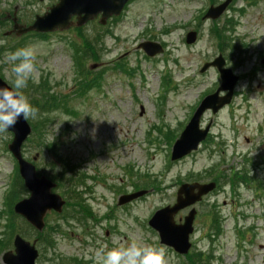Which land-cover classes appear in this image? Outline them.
Returning <instances> with one entry per match:
<instances>
[{
  "label": "rangeland",
  "instance_id": "374dc122",
  "mask_svg": "<svg viewBox=\"0 0 264 264\" xmlns=\"http://www.w3.org/2000/svg\"><path fill=\"white\" fill-rule=\"evenodd\" d=\"M224 1L212 0L215 6ZM15 7L19 32L21 22L40 14L44 5L38 0L0 3V9ZM208 7L207 0H134L105 25L92 21L43 39H10L5 34L12 21H0V73L7 82L13 66L8 54L21 45L36 50L37 71L23 91L39 111L27 120L32 136L21 155L60 185L57 194L68 197L72 191L71 220L88 217L86 230L77 221L67 228L62 217L48 215V229L39 235L14 216L8 233L2 210L14 166L7 150L12 134H0V264L2 252L12 250L14 233L37 240L42 258L36 264H96L100 248L133 240L163 247L168 264H264V164L250 166L264 161V0H233L217 20L201 19ZM192 31L198 38L187 46L184 38ZM144 41L161 45L164 53L147 58L138 47ZM218 55L239 77L232 102L214 116H203L202 127L212 121L207 142L167 162L191 110L219 86L215 69L199 72ZM60 104L64 110L57 109ZM62 165L67 173H61ZM212 179L220 185L196 206L189 254L179 256L160 245L148 226L153 213L174 203L177 184ZM141 190L147 195L115 205L119 196ZM27 196L19 181L7 203ZM81 203L90 206L87 214Z\"/></svg>",
  "mask_w": 264,
  "mask_h": 264
},
{
  "label": "water",
  "instance_id": "95a60500",
  "mask_svg": "<svg viewBox=\"0 0 264 264\" xmlns=\"http://www.w3.org/2000/svg\"><path fill=\"white\" fill-rule=\"evenodd\" d=\"M128 0H60L59 3L50 9V11L43 17L37 18L34 24L25 30H22L18 35H22L29 31L50 32L55 30H66L72 26L70 21L72 17H76V26L81 27L88 21L101 15L100 23L105 24V21L111 16H118L123 6ZM231 0H227L222 5L212 8L208 11L206 18L217 19L225 11ZM196 40L195 33H189L186 37L187 44H193ZM139 48L144 51L148 57H154L162 52L159 45L144 42L139 45ZM264 64V61H262ZM224 61L221 56L215 59L212 63L204 65L201 72H204L209 67H216L220 73L222 85L216 93L207 96L198 109L196 110L191 121L181 134L172 149L171 160H179L186 155L196 150L198 144L203 141L207 135L210 124L205 130H199V121L206 110H211L216 114L219 109L230 102L232 91L238 78L233 76L231 70H223ZM96 66H93L95 68ZM0 87L6 85L0 80ZM221 91H228L225 97H219ZM14 135L12 143L8 146V150L14 155L20 164V173L25 181V186L31 191L28 199L21 201L15 206V212L20 214L27 223L34 227L38 232L44 228L43 218L45 214L53 210L57 213L62 211L64 201L60 196L51 194L50 189L54 187L52 183L46 181L44 178L36 179L34 175V168L24 163L20 156V148L23 142L30 134V127L27 125L22 116L17 119L14 126L10 127ZM39 182L40 186H45L41 191L33 188V183ZM214 189V184H184L178 192L176 202L173 206H168L157 211L149 225L154 229L160 238L161 244L169 246L175 252L181 255L187 254L190 244L188 242L189 235L192 233V224L194 221L195 211L191 210L184 218V223L176 225L174 222L175 215L182 209L194 205L200 201L201 196L206 195ZM144 192L134 193L128 196H123L119 199L118 204L124 205L141 196ZM15 254L6 253L3 256L4 264H34L37 258V251L34 249V244L24 242L18 236L14 240Z\"/></svg>",
  "mask_w": 264,
  "mask_h": 264
},
{
  "label": "clouds",
  "instance_id": "9594fccd",
  "mask_svg": "<svg viewBox=\"0 0 264 264\" xmlns=\"http://www.w3.org/2000/svg\"><path fill=\"white\" fill-rule=\"evenodd\" d=\"M7 59L13 65L12 86L0 87V134L14 126L20 116L24 120L36 119L39 111L23 91L37 71L36 50L32 46L22 47L9 53ZM95 256L96 264H168L163 247L140 244L135 240L111 249L105 246L97 250Z\"/></svg>",
  "mask_w": 264,
  "mask_h": 264
},
{
  "label": "flooded vegetation",
  "instance_id": "af4514ba",
  "mask_svg": "<svg viewBox=\"0 0 264 264\" xmlns=\"http://www.w3.org/2000/svg\"><path fill=\"white\" fill-rule=\"evenodd\" d=\"M5 0H0V3H3ZM41 3H43V5H44V8L42 9V11L41 12H39L40 14L38 15L37 13H35V14H33L32 16H30L29 18H28V20H27V22H21L22 23V26H28V25H31L32 24V22H33V20L37 17V16H40L41 14H44V13H46V11L50 8V6H52V4H51V1H44V2H41ZM18 15V16H17ZM19 14H18V9L15 7V8H13V9H11V8H3V9H0V20H6L7 18H9V21L11 20L12 21V23H14V20L15 19H17V21L19 20ZM75 20L73 19V22H74ZM13 29V25L11 26V28H10V30H12ZM9 30V31H10ZM8 31V32H9ZM26 35H29V36H33L32 38L34 39L35 37L37 38V37H46L47 36V34L46 35H41V34H39L40 36H37V34L36 33H29V34H26ZM26 35H24V36H26ZM9 38L10 39H17V36L16 35H10L9 36ZM106 234L108 235V232H106Z\"/></svg>",
  "mask_w": 264,
  "mask_h": 264
},
{
  "label": "trees",
  "instance_id": "16d2710c",
  "mask_svg": "<svg viewBox=\"0 0 264 264\" xmlns=\"http://www.w3.org/2000/svg\"><path fill=\"white\" fill-rule=\"evenodd\" d=\"M86 79V78H85ZM61 171V173H67V170H66V168L65 167H63V165H62V169L60 170ZM69 193H72V191H69ZM68 199H69V197H68ZM81 205H82V209L84 210V211H86L85 210V208H84V205L81 203ZM79 208V207H78ZM69 212H70V210H68V211H66V213H65V218H67V217H69ZM65 218H62V220L64 221V224H66L67 222H68V220H65ZM71 221H78L79 223H83L82 222V220L81 219H79V218H74V220H71ZM12 226H13V224H12ZM61 227V226H60ZM197 258H198V261H199V259H200V255H198L197 256Z\"/></svg>",
  "mask_w": 264,
  "mask_h": 264
}]
</instances>
